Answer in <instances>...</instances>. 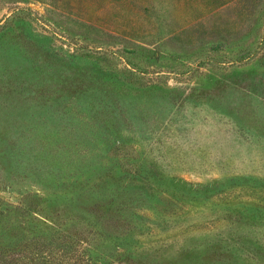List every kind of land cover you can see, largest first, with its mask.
<instances>
[{
	"label": "rangeland",
	"instance_id": "1",
	"mask_svg": "<svg viewBox=\"0 0 264 264\" xmlns=\"http://www.w3.org/2000/svg\"><path fill=\"white\" fill-rule=\"evenodd\" d=\"M101 264H264V0H0V245Z\"/></svg>",
	"mask_w": 264,
	"mask_h": 264
},
{
	"label": "trees",
	"instance_id": "2",
	"mask_svg": "<svg viewBox=\"0 0 264 264\" xmlns=\"http://www.w3.org/2000/svg\"><path fill=\"white\" fill-rule=\"evenodd\" d=\"M86 235L62 234L46 240L19 234L0 245V264H101L93 259Z\"/></svg>",
	"mask_w": 264,
	"mask_h": 264
}]
</instances>
